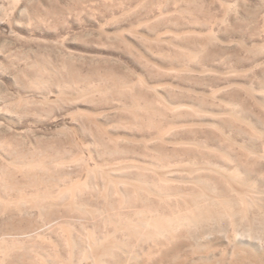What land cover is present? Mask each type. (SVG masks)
I'll return each mask as SVG.
<instances>
[{
    "label": "bare ground",
    "instance_id": "bare-ground-1",
    "mask_svg": "<svg viewBox=\"0 0 264 264\" xmlns=\"http://www.w3.org/2000/svg\"><path fill=\"white\" fill-rule=\"evenodd\" d=\"M245 1L209 0L175 31L199 39L189 60L111 80L105 104L106 83L56 88L76 148H0L20 176L0 183V264H264V0Z\"/></svg>",
    "mask_w": 264,
    "mask_h": 264
},
{
    "label": "rangeland",
    "instance_id": "rangeland-1",
    "mask_svg": "<svg viewBox=\"0 0 264 264\" xmlns=\"http://www.w3.org/2000/svg\"><path fill=\"white\" fill-rule=\"evenodd\" d=\"M245 3L253 9L250 1ZM209 6V0H0V148L15 157L22 147L36 156L70 149L67 142L76 148L77 135L66 114L72 105L57 100V89H76L88 80L106 83L98 99L105 104L114 96L111 80L164 75L152 60L188 61L180 44L196 48L199 39L175 31L208 23ZM158 34L170 41L155 39ZM36 115L41 117L37 123ZM93 132L87 130L88 138ZM5 166L0 157V183L15 194L20 176Z\"/></svg>",
    "mask_w": 264,
    "mask_h": 264
}]
</instances>
